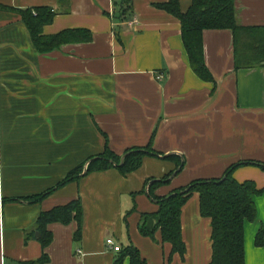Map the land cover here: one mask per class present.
<instances>
[{
  "label": "crops",
  "instance_id": "obj_1",
  "mask_svg": "<svg viewBox=\"0 0 264 264\" xmlns=\"http://www.w3.org/2000/svg\"><path fill=\"white\" fill-rule=\"evenodd\" d=\"M131 1L125 17L114 18V0H0V264H113L119 253L108 238L122 249L132 243L148 264H210L211 219L198 193L182 207L185 258L161 231L153 239L141 233L142 214L159 208L148 195L151 182L173 172L154 189L165 197L244 161L233 177L264 188V61L237 69L233 30L207 29L204 53L214 77L207 81L192 68L181 20L159 7L171 0ZM192 3L179 0L181 11ZM41 7L56 12L43 34L89 29L92 40L40 52L23 12ZM235 13L240 27L261 30L245 41L264 43V0H235ZM258 50L243 57H264ZM107 138L119 155L153 139L156 151L174 158L146 156L128 175L116 168L86 173ZM82 164L79 178L57 187ZM52 188L39 202L29 199ZM78 198L82 236L76 238V220L51 222L44 247L41 214ZM255 204L256 220L245 221L246 264H264L255 239L264 226V193Z\"/></svg>",
  "mask_w": 264,
  "mask_h": 264
},
{
  "label": "trees",
  "instance_id": "obj_2",
  "mask_svg": "<svg viewBox=\"0 0 264 264\" xmlns=\"http://www.w3.org/2000/svg\"><path fill=\"white\" fill-rule=\"evenodd\" d=\"M64 5L69 0H59ZM117 13L114 18H123L131 9V0H114ZM175 15L181 20L184 45L188 51L189 60L194 71L203 79L214 80L206 64L203 43V34L207 29L228 28L233 30L236 43V68L251 67L254 64H260L264 57L250 58L243 57L248 49L252 51L257 47L259 52L264 53V43L257 46L254 41H245L250 39L251 33H256L259 28L245 29L240 27L236 21L235 0H193L190 9L183 13L180 9L179 0H171L159 6ZM117 14V15H116ZM56 12L51 8L41 7L34 13L25 10L23 19L27 24L36 48L40 52H50L57 49L61 44L70 42H87L92 40L93 33L89 29H67L56 33V35L47 36L43 34V27L54 21ZM261 36V32L257 33ZM255 40L253 37L252 40ZM261 49V50H260ZM152 141L145 147L130 148L124 154H117L110 146L107 138L105 149L101 155L91 157L88 170L106 171L116 168L123 175H128L140 168L143 159L146 156L164 157L172 159L173 155H162L152 146ZM126 155V156H125ZM124 158L123 164L120 166ZM241 163H234L226 169L224 175L220 178L197 179L182 188L172 191L165 197H158L154 193L157 186L170 182L173 172L166 177L153 180L148 189V195L158 204L157 211L152 213H143L139 222L140 231L144 236L155 238L157 231H161L162 241L172 244V252L179 253L185 258L187 246L182 238L181 215L182 207L193 193L200 195V210L203 216L211 219L213 251L210 264H246L245 254V221H255L257 218V209L255 197L264 193V188H259L252 180H246L242 183L233 177L234 171L240 167ZM248 163H251L249 161ZM179 171L184 167V162L177 160ZM260 164V163H257ZM264 167V163L260 164ZM84 165H80L70 172L57 186L60 188L66 183L76 180L84 172ZM178 171V172H179ZM85 173V174H86ZM52 188L46 193L32 196V201L39 202L46 195L53 192ZM72 220L78 221V230L76 238L82 236V227L84 222L82 199L78 198L68 204L55 207L43 212L39 218V230L42 232L41 242L44 247L50 243L52 233L47 230V225L51 222L68 223ZM256 245L264 246V226H262L255 237ZM119 254L113 264H125L126 257L130 258V264H148L146 259L141 256L139 248L132 243L126 245L117 251ZM46 255L41 260L46 259ZM171 256L168 263L171 261Z\"/></svg>",
  "mask_w": 264,
  "mask_h": 264
},
{
  "label": "built area",
  "instance_id": "obj_3",
  "mask_svg": "<svg viewBox=\"0 0 264 264\" xmlns=\"http://www.w3.org/2000/svg\"><path fill=\"white\" fill-rule=\"evenodd\" d=\"M107 243L109 245V247L113 248L115 251H120L121 250V246H119L113 238H108Z\"/></svg>",
  "mask_w": 264,
  "mask_h": 264
},
{
  "label": "water",
  "instance_id": "obj_4",
  "mask_svg": "<svg viewBox=\"0 0 264 264\" xmlns=\"http://www.w3.org/2000/svg\"><path fill=\"white\" fill-rule=\"evenodd\" d=\"M125 156H126V155H125ZM125 156L123 157L120 166L123 164V161H124ZM88 165H89V164H87L86 168L88 167ZM87 170H88V168L86 169V171H87Z\"/></svg>",
  "mask_w": 264,
  "mask_h": 264
}]
</instances>
